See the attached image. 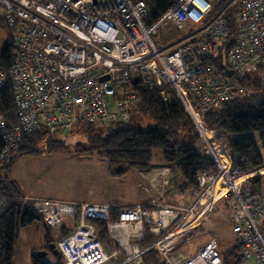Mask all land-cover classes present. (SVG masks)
I'll return each instance as SVG.
<instances>
[{
    "label": "built area",
    "instance_id": "built-area-1",
    "mask_svg": "<svg viewBox=\"0 0 264 264\" xmlns=\"http://www.w3.org/2000/svg\"><path fill=\"white\" fill-rule=\"evenodd\" d=\"M215 1L175 0L146 22L145 0H0L11 31L0 91L9 88L14 105L11 115L0 110V174L25 138L38 132L67 135L76 125L129 122L138 90L164 94L165 85L190 113L211 159L196 176V198L185 205L153 200L113 207L20 196L53 232L64 264L111 258L97 220L105 223L112 253L121 255L117 264H141L151 250L161 257L159 264H224L216 237L191 256L181 249L199 225L196 209L203 200L206 215L220 201L228 208L242 257L264 264V194L249 171L232 162L219 132L204 123L208 111L241 96L242 79L264 77V0H232L213 13ZM230 7H235L232 29L225 18ZM184 29L188 34L173 40L172 32ZM159 33L170 40L157 44L153 35ZM7 204L0 185V209ZM147 231L155 239L143 244Z\"/></svg>",
    "mask_w": 264,
    "mask_h": 264
},
{
    "label": "trees",
    "instance_id": "trees-1",
    "mask_svg": "<svg viewBox=\"0 0 264 264\" xmlns=\"http://www.w3.org/2000/svg\"><path fill=\"white\" fill-rule=\"evenodd\" d=\"M145 1L148 6L145 19L151 22L165 12L175 0ZM231 1L216 0L213 13L220 12ZM234 11L235 7H230L225 15L230 29L234 25ZM10 48L9 41L0 53L1 65L8 64ZM217 58L221 60L222 56ZM240 85L241 96L225 101L219 107L208 111L204 116V123L219 132L232 162L248 170L264 164V77L249 75L241 80ZM163 90L164 94L160 90H138L139 99L129 122L113 121L102 129L96 128L94 124L78 125L80 131L76 137L77 149L87 154L98 153L107 159L111 169L120 173L147 169L152 164L154 151L161 150L164 162L173 165L178 172L179 184L176 190L193 193L198 189L196 176L211 165V159L203 153L204 147L193 119L176 91L169 85H165ZM0 110L13 114L14 105L9 88L0 91ZM143 117L150 119V126L145 127L142 124ZM68 136L69 134L53 136L38 132L25 138L5 169L20 154L65 150L69 145L65 139ZM2 144L0 134V149ZM260 177L256 176V183L260 181ZM1 181L0 178V185ZM1 187L8 199L7 206L0 209L2 264H11L18 225L26 226L42 219L35 213L30 202L20 199L15 182L6 178ZM112 214L115 217L116 211ZM95 223L103 243L107 245L110 242L112 245L105 223L99 220ZM44 227L48 241H52L50 228L46 224ZM66 233V229L61 230V235ZM241 253L242 246L236 242L229 248L223 263L239 264L244 260ZM32 261L33 264H47L36 256ZM56 264H62L60 257Z\"/></svg>",
    "mask_w": 264,
    "mask_h": 264
},
{
    "label": "rangeland",
    "instance_id": "rangeland-1",
    "mask_svg": "<svg viewBox=\"0 0 264 264\" xmlns=\"http://www.w3.org/2000/svg\"><path fill=\"white\" fill-rule=\"evenodd\" d=\"M182 34L187 35L188 31L184 29L180 32H172L173 40L180 38ZM10 39L11 31L0 14V53ZM153 40L158 44L160 41L167 43L170 39H163L159 33L153 35ZM141 122L145 127L150 126L151 123L150 119L145 117ZM110 124L111 122H97L94 126L102 129ZM79 131V126L76 125L67 138L61 137L67 139L69 143L63 151H44L18 155L19 158L10 172L5 173L7 179L9 178L10 181H14L13 177L16 179L17 182L15 183L21 194H28L37 198L64 199L70 202L94 199L111 206L123 207L126 204L138 202L146 195L140 186V182L143 185L146 183L138 171L116 172L109 167L107 159L102 158L98 153L87 154L78 151L76 137ZM223 144L227 148L226 144ZM158 153L161 154V150L154 151L152 161L156 160ZM256 168L257 170L249 169L247 173L252 178L261 176V189L264 192V164ZM3 181H5L4 177H2L1 185ZM198 192V189L193 193L173 191L169 195H174V197H170V200L176 202L175 204L185 205L187 200L193 201ZM205 204L207 201L203 200L198 205L196 210H202V213H198L201 222L198 228L193 229L181 249L185 254L191 256L212 235H215L212 237L217 236L216 238L219 239V249L225 259L229 248L237 242L232 230L233 222L230 219L229 210L220 201L216 203L215 211L206 215L203 212ZM71 224H73L72 221H67L69 227ZM16 232L17 239L14 244L11 264H33L34 256L37 257L39 252H47L44 248L51 241L47 239V232L41 220H35L26 226L19 224ZM51 233L53 232L51 231ZM50 239L54 241L53 234L50 235ZM106 249L110 253L114 249L113 244L107 243ZM58 258L47 252L41 260L47 264H56ZM61 263L64 264L62 258ZM103 264H114V258ZM132 264L136 263L132 262ZM239 264H254V262L251 259H244Z\"/></svg>",
    "mask_w": 264,
    "mask_h": 264
},
{
    "label": "crops",
    "instance_id": "crops-1",
    "mask_svg": "<svg viewBox=\"0 0 264 264\" xmlns=\"http://www.w3.org/2000/svg\"><path fill=\"white\" fill-rule=\"evenodd\" d=\"M263 156H264V151H263ZM156 157H157L156 160L152 161V164L147 169L135 170V171L139 172L140 177L142 176L145 183H146V185H143L142 182H140V186L144 189L143 191L146 195H144L138 202L126 204L123 207L134 206V205L139 204V203H151L153 200L156 204L157 203L158 204L159 203H169V204H175L176 203V202H173L172 200H170V197H174V195H169V194L173 191H177L176 186L179 184L178 172L173 165L167 164L164 162L161 154L158 153V155H156ZM18 158H19V156H17L14 159V161L11 163V165L9 167H7L5 170H3V172L0 174L1 180H2V177H4L5 179L7 178V175H5V173H7L8 171L10 172L11 168L17 162ZM253 169L257 170V168H253ZM248 171H249V169H248ZM13 179H14L13 182H17L14 177H13ZM255 180H256V178L253 179L254 182H255ZM256 185L260 189V191L264 194V192L261 189V185H262V178L261 177H260V181L258 183H256ZM20 196L25 197V198H33L34 197L32 195L21 194V193H20ZM45 198H50V197H45ZM62 200H64V199H62ZM187 201L188 202L186 204L190 203L192 200L189 199ZM72 202L102 203L101 201L94 200V199H87V200H80V201L74 200ZM104 204H108V203H104ZM113 207H115V206H113ZM204 210H205V207H203V212L205 213ZM198 213L199 214L202 213V210L197 211V215H198ZM200 222H199V224H200ZM198 226L196 228H198ZM212 236H215V235H212ZM212 236L208 239V241L212 238ZM154 239H155V235L151 234L150 232L147 231L145 234V240H144L145 244L151 243ZM235 241H236V237H235ZM146 242H148V243H146ZM205 244H203L200 247H203ZM112 252H113V250L110 252V254H111V258H114V264L119 263L120 259H121V255L119 253L115 254ZM150 252H147L143 255L141 264H159L161 262V257L159 256L157 251L153 250V252H151V253ZM132 262H134V261H132ZM132 262L126 263V264H132Z\"/></svg>",
    "mask_w": 264,
    "mask_h": 264
},
{
    "label": "water",
    "instance_id": "water-1",
    "mask_svg": "<svg viewBox=\"0 0 264 264\" xmlns=\"http://www.w3.org/2000/svg\"><path fill=\"white\" fill-rule=\"evenodd\" d=\"M107 78H108V76H105V77H103L102 80H105ZM49 249L52 250V254L53 255H55L56 257H60V254H59V251H58V249L56 247V243L55 242H51L49 244ZM46 253L47 252H39L37 257L41 260L46 255Z\"/></svg>",
    "mask_w": 264,
    "mask_h": 264
},
{
    "label": "flooded vegetation",
    "instance_id": "flooded-vegetation-1",
    "mask_svg": "<svg viewBox=\"0 0 264 264\" xmlns=\"http://www.w3.org/2000/svg\"><path fill=\"white\" fill-rule=\"evenodd\" d=\"M51 242H55V241H51ZM51 242H50V243H51ZM50 243H48V244L45 246V248H44V250H46L48 253H52V250L49 249V244H50Z\"/></svg>",
    "mask_w": 264,
    "mask_h": 264
}]
</instances>
